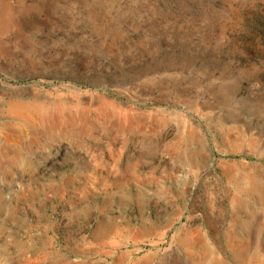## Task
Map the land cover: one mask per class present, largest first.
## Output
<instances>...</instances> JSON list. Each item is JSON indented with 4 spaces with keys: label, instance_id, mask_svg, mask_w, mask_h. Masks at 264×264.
<instances>
[{
    "label": "rangeland",
    "instance_id": "1",
    "mask_svg": "<svg viewBox=\"0 0 264 264\" xmlns=\"http://www.w3.org/2000/svg\"><path fill=\"white\" fill-rule=\"evenodd\" d=\"M0 264H264V0H0Z\"/></svg>",
    "mask_w": 264,
    "mask_h": 264
},
{
    "label": "bare ground",
    "instance_id": "2",
    "mask_svg": "<svg viewBox=\"0 0 264 264\" xmlns=\"http://www.w3.org/2000/svg\"><path fill=\"white\" fill-rule=\"evenodd\" d=\"M39 121V120H38ZM48 123H49V121H48ZM41 125L43 126V127H45V129L47 130V128H46V126H47V122H46V120H42L41 121ZM48 127H51V128H53V126L49 123V125H48Z\"/></svg>",
    "mask_w": 264,
    "mask_h": 264
}]
</instances>
